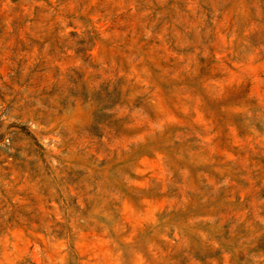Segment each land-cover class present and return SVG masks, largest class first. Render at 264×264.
Returning <instances> with one entry per match:
<instances>
[{"label":"rangeland","instance_id":"obj_1","mask_svg":"<svg viewBox=\"0 0 264 264\" xmlns=\"http://www.w3.org/2000/svg\"><path fill=\"white\" fill-rule=\"evenodd\" d=\"M0 264H264V0H0Z\"/></svg>","mask_w":264,"mask_h":264}]
</instances>
